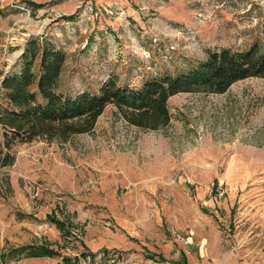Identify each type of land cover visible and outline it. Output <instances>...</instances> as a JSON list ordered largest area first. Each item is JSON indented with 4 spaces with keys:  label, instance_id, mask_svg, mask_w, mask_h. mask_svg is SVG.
Wrapping results in <instances>:
<instances>
[{
    "label": "rangeland",
    "instance_id": "1",
    "mask_svg": "<svg viewBox=\"0 0 264 264\" xmlns=\"http://www.w3.org/2000/svg\"><path fill=\"white\" fill-rule=\"evenodd\" d=\"M254 43L264 0H0V105L2 79L27 61L38 74L45 44L63 50L56 91L72 96ZM167 103L157 129L109 103L90 131L15 140L0 166V264H264V77ZM40 244L55 253L25 254Z\"/></svg>",
    "mask_w": 264,
    "mask_h": 264
},
{
    "label": "trees",
    "instance_id": "2",
    "mask_svg": "<svg viewBox=\"0 0 264 264\" xmlns=\"http://www.w3.org/2000/svg\"><path fill=\"white\" fill-rule=\"evenodd\" d=\"M35 49L31 50L32 55ZM64 59L63 50L45 44L38 74L27 61L19 72L2 79L5 92L0 105V166L13 161L11 146L15 140L34 137L64 140L72 133L90 131L109 103L128 123L157 129L169 122L167 101L177 92L220 93L238 79L264 77V44L254 43L244 49L211 50L185 72L153 77L137 86L120 85L109 78L97 92L81 91L63 96L56 91V81ZM33 84L42 101L36 100V93L31 89ZM57 223L60 228L65 227L64 222ZM55 251L48 244H40L28 247L25 254L52 255ZM158 259L163 256L158 254Z\"/></svg>",
    "mask_w": 264,
    "mask_h": 264
}]
</instances>
